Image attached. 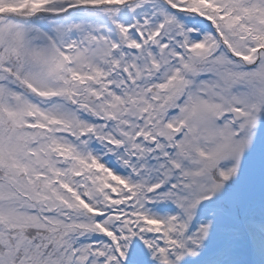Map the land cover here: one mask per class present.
I'll list each match as a JSON object with an SVG mask.
<instances>
[{
    "label": "snow or ice",
    "instance_id": "snow-or-ice-1",
    "mask_svg": "<svg viewBox=\"0 0 264 264\" xmlns=\"http://www.w3.org/2000/svg\"><path fill=\"white\" fill-rule=\"evenodd\" d=\"M0 264H264V0H0Z\"/></svg>",
    "mask_w": 264,
    "mask_h": 264
}]
</instances>
